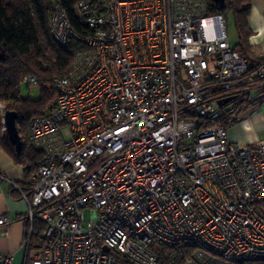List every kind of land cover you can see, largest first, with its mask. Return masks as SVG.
I'll return each instance as SVG.
<instances>
[{
	"label": "built area",
	"instance_id": "1",
	"mask_svg": "<svg viewBox=\"0 0 264 264\" xmlns=\"http://www.w3.org/2000/svg\"><path fill=\"white\" fill-rule=\"evenodd\" d=\"M211 2L77 0L73 19L53 2L51 37L80 47L63 75L21 80L53 95L29 121L30 189L10 181L27 205L22 264L264 259V141L229 142L221 121L264 87V58L229 43Z\"/></svg>",
	"mask_w": 264,
	"mask_h": 264
},
{
	"label": "trees",
	"instance_id": "2",
	"mask_svg": "<svg viewBox=\"0 0 264 264\" xmlns=\"http://www.w3.org/2000/svg\"><path fill=\"white\" fill-rule=\"evenodd\" d=\"M54 1L60 2L70 17L74 18V4L77 0H0V110L16 112L15 122L22 141L21 149L17 152L3 132L0 111V150L9 154L15 163L22 165L27 175L19 186L26 192L30 189V175L34 171L35 162L42 157V153L33 149L29 143V121L52 107L53 101L50 104L47 102L50 97L53 100V95L41 89L38 99L23 97L20 92L21 80L24 76L32 75L41 85L53 76L63 75L69 68L74 51L80 47L74 39L59 46L51 37L48 15ZM210 8L212 13L223 16L230 12L238 36L243 39L246 35L249 0H224L222 6L211 2ZM248 97L249 94L242 97L243 101ZM232 118L229 116L221 121L225 125ZM162 252L170 251L163 248ZM234 264H264V259Z\"/></svg>",
	"mask_w": 264,
	"mask_h": 264
},
{
	"label": "crops",
	"instance_id": "3",
	"mask_svg": "<svg viewBox=\"0 0 264 264\" xmlns=\"http://www.w3.org/2000/svg\"><path fill=\"white\" fill-rule=\"evenodd\" d=\"M249 1L246 35L241 40L237 33L235 43L228 41L251 62H257L264 58V0ZM225 128L229 142L249 145L257 140L264 141V87L250 91L249 97L239 106L233 118L225 123ZM23 176L22 165L15 163L9 154L0 150V215H7L9 219L7 225H0V252H12V264L23 263V230L27 205L10 181L19 185Z\"/></svg>",
	"mask_w": 264,
	"mask_h": 264
},
{
	"label": "rangeland",
	"instance_id": "4",
	"mask_svg": "<svg viewBox=\"0 0 264 264\" xmlns=\"http://www.w3.org/2000/svg\"><path fill=\"white\" fill-rule=\"evenodd\" d=\"M224 20H225V24H226V31H227V36H228V39L231 43H235L238 39L237 37V32H236V29H235V25H234V20H233V16L230 12H228L227 14H225L224 16ZM20 92H21V95L23 97H29L31 99H38L40 98L41 96V90L39 87H33L31 88L30 92L28 91V87L25 83H21L20 84ZM47 92V91H46ZM48 94H50L49 92H47ZM53 99V98H52ZM51 97L48 99V104L51 103ZM243 101L242 97H240L238 99V103L236 106H233L232 103H228L227 105L224 106L223 108V111H226L227 109H232L233 108V113H235L236 109L239 108V106L241 105V103ZM1 113H2V110H0ZM228 117L226 116H222L221 120H226ZM84 218H85V223L88 222L89 218H90V213L88 211H85L84 212Z\"/></svg>",
	"mask_w": 264,
	"mask_h": 264
},
{
	"label": "water",
	"instance_id": "5",
	"mask_svg": "<svg viewBox=\"0 0 264 264\" xmlns=\"http://www.w3.org/2000/svg\"><path fill=\"white\" fill-rule=\"evenodd\" d=\"M218 6H222L224 0H211ZM234 96H228L220 101V104L226 103L233 99ZM2 126L3 132L6 134L10 143L14 146V149L18 152L21 149L22 141L16 126V112L13 110H3L2 111Z\"/></svg>",
	"mask_w": 264,
	"mask_h": 264
}]
</instances>
